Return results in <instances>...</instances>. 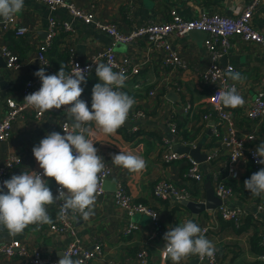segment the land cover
<instances>
[{"label": "crops", "instance_id": "crops-1", "mask_svg": "<svg viewBox=\"0 0 264 264\" xmlns=\"http://www.w3.org/2000/svg\"><path fill=\"white\" fill-rule=\"evenodd\" d=\"M79 8L90 10L94 19L86 22L73 14L67 7L51 9L39 0H24V9L12 22L0 30V45H8L16 50L22 60V67L9 69L5 58L0 54V120L7 111L6 99H23V86L30 78H39L34 73L39 69L36 51L38 44L45 38L49 19L71 22L74 32L62 30L55 38L48 55L54 68L58 71L61 64L70 66L69 48H75V58L87 59L97 48H104L111 43V37L97 22L115 23L124 32L148 22H163L170 17V10L175 8L186 19H193L202 13H220L224 15L240 14L246 5L243 0H72ZM254 24L264 31V0L254 15ZM19 26H27L26 35H17ZM207 34L202 37L191 35H172L170 41L187 68L171 66L164 62L159 50L152 48L146 40L132 43H120L115 46L118 54L131 57L142 67L140 73L126 80L121 90L133 97L135 104L130 113L141 110L143 115L133 118L131 114L125 124L114 135H106L95 123L89 124L94 133V147L104 160L112 167L114 174L108 179L112 185L104 195L97 197L94 215L89 220L80 219L75 222V233H59L52 231L49 224L30 225L17 236H9L7 229L0 225V243L22 240L35 248L46 260L60 258V253L78 239L83 245L92 247L95 242L104 243L105 258L117 264H139L136 258L138 250L146 246L149 252V264H172L165 259L163 249L166 241L164 233L185 220H193L201 228L208 227L206 238L212 241L220 252L218 264H262L258 261L261 251L259 245V224L255 216L264 220V194L257 197L244 187V181L263 166L255 167L249 157L244 158L241 175L234 178L228 175L226 165L228 155L222 154L217 159L211 158L218 146L213 127L217 117H206L211 112L207 102L209 90L203 84L200 73L212 61L206 46ZM219 62L223 66L232 65L235 71L246 77L242 82H235L237 90L244 98L243 107H237L235 116L238 126L251 130L255 138L248 147L257 146L264 141V119L255 122L246 120V112L251 107L256 95L264 91V46L246 43L240 38L232 39V44L223 53ZM103 63V62H102ZM87 83L81 84L84 91L81 99L91 110L92 89L99 78L95 69L86 76ZM139 84V87L136 85ZM155 88L156 94L150 95ZM181 88V89H179ZM190 106L188 109L187 107ZM73 118L68 115L64 106L52 109L40 117L31 111L13 122L8 140L0 142V166L10 154L21 155L24 163L10 173L19 175L22 172H36L39 163L33 155V147L47 134L61 132L64 119ZM177 125L173 132L171 124ZM195 144V146H193ZM200 147L202 155L209 156L201 163L204 174L202 182H194L186 175L188 162L185 158L173 162H164L163 154L167 149L173 151L180 146ZM177 151V150H176ZM119 152L131 153L142 157L147 167L141 172L129 170L113 164L112 156ZM179 153V151H178ZM185 153V152H183ZM187 154V152H186ZM189 154V153H188ZM211 158V159H210ZM230 184L235 195L229 201L231 206L245 211L243 222L238 225L231 220L223 219L218 211L203 210L194 213L175 196L158 199L153 194L154 185L162 178L170 179L179 186L192 188L194 197L191 201H205L207 196V179L210 178L214 188L215 176ZM48 186L55 196L58 185L54 178L45 177ZM123 180L127 189L136 201L153 206L158 210L163 229L151 237L153 222L147 215L135 217L140 227L134 234L127 235L124 228L129 221L126 210L115 206L113 190L116 183ZM6 192L7 189H4ZM58 203V202H57ZM57 203L47 206L52 219L57 216ZM0 264H25L18 257L0 258ZM90 264H104L102 259H94ZM180 264H209L197 257L189 256Z\"/></svg>", "mask_w": 264, "mask_h": 264}, {"label": "built area", "instance_id": "built-area-1", "mask_svg": "<svg viewBox=\"0 0 264 264\" xmlns=\"http://www.w3.org/2000/svg\"><path fill=\"white\" fill-rule=\"evenodd\" d=\"M51 9L58 7H67L70 11L78 17L83 18L86 22L94 19L92 11L79 8L72 0H39ZM246 1L244 10L237 15H224L220 13H202L200 16L193 19H186L181 16L175 8L170 10L169 19L163 22H148L146 24L135 27L130 32H124L115 23L97 22V25L103 29L110 37L111 43L104 48H97L94 50L87 59L75 58V48H69L70 66L68 72L78 70V66L86 69V76L92 73L95 69L94 62H103L112 64L113 71H123L129 78L136 76L140 73L142 67L139 63L135 62L129 56L121 57L116 51L115 46L120 43H132L146 40L149 45L159 50L164 58V62L168 65L187 68V63L182 59L180 53L172 46L170 38L172 35L185 36L192 30H201L207 34L205 41L208 51L211 55V63L200 73L203 84L208 88L209 95L207 102L210 105L211 112L207 114L209 119L212 116L217 117V124L214 125L213 131L218 141V146L214 149L211 156L212 160L217 159L220 155H228V162L226 170L229 176L238 178L241 175V165L244 163V158L249 157L250 161L255 167L263 166L258 164L257 159L253 154L256 151L254 147H248V144L255 138V134L251 130L243 129L238 126L237 118L235 116L236 108L224 107L219 99V92L224 91L231 87L235 82L232 81L225 73L229 70H234L232 65L223 66L219 59L227 48L232 44V39L240 38L246 43L258 44L264 46V31L257 28L254 24V15L259 9L263 0H243ZM13 20V19H12ZM11 21L4 22L0 20V30L9 25ZM62 30L69 33L74 32V27L71 22L59 21L55 17L49 19V24L45 38L38 44L36 51V59L39 69L43 67L47 75L55 74L58 71L54 68L51 59L48 55L49 50L52 48L55 38ZM29 32L27 26H19L17 28V35H26ZM0 54L6 60V66L9 69H17L22 67V60L19 53L11 49L8 45H0ZM90 66V69H89ZM42 85L40 78H30L23 86V99L17 100L12 97L6 99L7 111L3 118L0 120V142L8 140L13 122L20 117H24L31 111H35V116L40 117L44 114L39 110L28 106L24 102L26 95L38 91ZM237 88V84L235 83ZM139 87V84L136 85ZM181 89V88H179ZM155 88L150 90V95H155ZM188 109L190 106L187 107ZM133 118H139L143 115L141 110H136L130 113ZM128 114V115H129ZM246 120L255 122L264 119V91L258 93L252 102L251 107L246 112ZM90 122L89 124H94ZM72 124L70 119H64L61 123V134H65V130L72 131ZM85 125L87 131L84 133L86 139L93 142L95 141L94 133L89 130L88 125ZM173 132L178 131L175 123L171 124ZM43 139V138H42ZM38 143L35 145L37 146ZM195 146V144H193ZM75 154V152H74ZM185 158L188 162V170L186 175L189 176L194 182H202L204 174L201 169V163L191 154L178 153L173 151L172 148L167 149L163 154L164 162H173ZM210 158V159H211ZM209 159V156L208 158ZM104 170L100 174V182L98 184L97 197L104 195L108 190L105 187L106 181L114 174L111 165L103 159ZM24 163V158L21 155L10 154L5 158V161L0 166V185L4 180L9 179L10 173L17 166ZM36 173L42 174L43 169H39ZM55 188V195H58ZM6 189V188H5ZM215 194L222 199L223 203L216 208L219 215L225 220H231L240 225L245 218V211L240 207L231 206L229 201L235 195V190L232 186L228 185L225 181L221 180L218 175L215 176L214 181ZM153 194L158 199H167L170 195L175 196L178 200H192L194 197L192 188L187 186H179L172 182L170 179L162 178L154 185ZM113 198L115 206L119 209L126 210L129 221L127 222L124 233L127 235L134 234L139 229L140 224L135 220L136 216L147 215L153 222V231L151 237H155L162 232L163 225L160 214L153 206L136 201L132 194L126 187L123 180L116 183L113 190ZM57 203V216L52 219L49 227L52 231L59 233H75V222L83 219L78 213L74 214L69 210L65 216L60 219L61 207ZM264 208L260 206V210ZM50 214V213H49ZM155 215V218L152 216ZM259 224V245L261 251L258 254V261L264 264V220L259 219L258 215L255 216ZM203 233L208 234L209 228H201ZM65 253L71 254L72 258L80 259L83 264H90L94 259H102L104 264H117L114 260L105 258L104 243L97 241L92 247H88L75 239L65 250ZM14 258L18 257L24 260L25 264H58V260H46L40 252L35 248L30 247L26 242L15 239L0 243V258ZM197 257L204 260L209 264H218L220 261V252L216 249L213 257L207 256ZM136 258L139 264H149V252L146 246H142Z\"/></svg>", "mask_w": 264, "mask_h": 264}, {"label": "clouds", "instance_id": "clouds-1", "mask_svg": "<svg viewBox=\"0 0 264 264\" xmlns=\"http://www.w3.org/2000/svg\"><path fill=\"white\" fill-rule=\"evenodd\" d=\"M23 9L24 0H0V20L11 21ZM94 63L100 82L92 89L91 110L80 98L84 91L81 84L87 83L86 69L78 66V70L69 73L65 71L66 65L61 64L55 74L47 75L43 67L34 73L42 85L38 91L26 95L24 102L41 113L64 106L73 118V130L64 129L63 135L53 131L33 147V155L43 169L42 174L22 172L12 175L0 185V225L7 229L9 236L22 234L30 225L51 224L47 206L57 202H62L60 219L69 210L78 213L84 220L94 215L100 174L105 165L93 142L86 139L85 125L95 122L104 134L114 135L125 124L135 104L134 98L121 90L128 79L126 74L113 71L112 64ZM225 75L234 82L246 79L234 70L227 71ZM219 99L224 107L236 108L245 104L235 83L220 91ZM253 155L259 157L258 164H264V141L257 146ZM112 161L130 172H141L147 167L142 157L131 153L119 152L112 156ZM45 177L54 178L59 185L58 195L54 196ZM244 187L254 196L264 194V168L246 179ZM152 217L155 218V215ZM163 239L166 241L164 257L170 259L172 264H180L189 256L211 258L216 252L215 245L193 220H185L169 228ZM59 255L58 264H83L82 260H74L69 253Z\"/></svg>", "mask_w": 264, "mask_h": 264}, {"label": "water", "instance_id": "water-1", "mask_svg": "<svg viewBox=\"0 0 264 264\" xmlns=\"http://www.w3.org/2000/svg\"><path fill=\"white\" fill-rule=\"evenodd\" d=\"M190 34L195 36V38H197V37L204 36V34H206V33L201 31V30H192L190 32ZM200 147L201 146H199V145L197 147H193V148L190 146H180L179 148H176L177 151L176 150L175 151L176 152L179 151V153H183V152L186 153L187 152V153L191 154L193 157H195L199 162H203L208 158V156L202 155L200 153ZM105 187L107 188V190L113 188L112 185L110 184L109 180L106 181ZM206 189H207V196H206L205 201L197 202V201H191V200H184V201H182L183 204H185L186 206L191 208L194 213H198V212L203 211L205 209L206 210H213V209L219 207L223 203V201L221 198H219L215 194V190L212 186V181L210 178L207 179Z\"/></svg>", "mask_w": 264, "mask_h": 264}, {"label": "trees", "instance_id": "trees-1", "mask_svg": "<svg viewBox=\"0 0 264 264\" xmlns=\"http://www.w3.org/2000/svg\"><path fill=\"white\" fill-rule=\"evenodd\" d=\"M228 184V183H227ZM228 185H230V184H228ZM231 186V185H230Z\"/></svg>", "mask_w": 264, "mask_h": 264}]
</instances>
